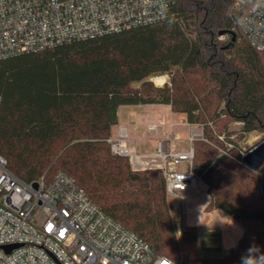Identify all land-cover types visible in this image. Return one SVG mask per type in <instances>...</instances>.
<instances>
[{
	"label": "trees",
	"instance_id": "obj_1",
	"mask_svg": "<svg viewBox=\"0 0 264 264\" xmlns=\"http://www.w3.org/2000/svg\"><path fill=\"white\" fill-rule=\"evenodd\" d=\"M239 18L235 0H174L164 21L0 59V154L8 168L27 182L70 174L108 215L187 264L197 229L177 239L162 169L134 170L108 142L120 106L169 104L203 127L194 168L209 185L206 210L221 208L245 228L218 264H259L264 165L254 178L258 170L242 162L237 143L229 148L219 139L231 135L230 121L241 122L243 133H264V53ZM162 74L170 81L155 85L151 77ZM185 238L184 258L175 248Z\"/></svg>",
	"mask_w": 264,
	"mask_h": 264
},
{
	"label": "built area",
	"instance_id": "obj_2",
	"mask_svg": "<svg viewBox=\"0 0 264 264\" xmlns=\"http://www.w3.org/2000/svg\"><path fill=\"white\" fill-rule=\"evenodd\" d=\"M173 1L0 0V59L164 21ZM235 7L239 28L264 53V0H235ZM176 125L162 133L154 154L143 153L142 140L122 133V126L108 142L112 154L129 157L134 170L161 168L168 197L184 206L202 178L194 168L197 134H189L187 149H178ZM160 126L146 128L158 132ZM154 158L161 159L159 167H153ZM0 264L177 262L108 215L70 174L59 171L51 180L44 174L27 182L0 154Z\"/></svg>",
	"mask_w": 264,
	"mask_h": 264
},
{
	"label": "rangeland",
	"instance_id": "obj_3",
	"mask_svg": "<svg viewBox=\"0 0 264 264\" xmlns=\"http://www.w3.org/2000/svg\"><path fill=\"white\" fill-rule=\"evenodd\" d=\"M226 36H221L220 40H226ZM165 76V82L163 84H158L155 81V77H151V80L153 83L157 86H163L165 83L170 81V74H162ZM162 75H157V76H162ZM135 88H138L141 86V82H135L133 84ZM155 104H160V103H155ZM166 109V110H165ZM180 113H175L173 112L172 108L169 106H164L162 110L158 111L156 121L155 120H150L151 118L144 117L146 118L145 120H150V123H157L162 126V132L167 131L169 129L170 123H177L176 127H174V131L177 136V141H176V147L178 149H187L189 147V142H188V136L191 132H194L197 134V139L202 138L201 134L198 132L199 130H203L202 126L194 125L196 127H192L188 122H186L184 117H180ZM166 118L165 121L163 119ZM149 124V123H148ZM200 127V128H199ZM242 123L241 122H235V121H230L228 123V132L231 133L229 135L228 133H222L219 135V139L225 143V146H228L229 148L234 147V143L230 142V140L234 141L237 143L238 148L243 152L246 153L248 150L252 149L254 146H256L258 143H260L262 140H264V133L259 132V131H253L249 133H243L241 131ZM140 133L137 132L138 135H136V138L139 140H147L150 138L149 135L147 134H142V131H139ZM163 135V134H162ZM203 135V134H202ZM159 140V139H158ZM183 143H182V142ZM143 145V143H142ZM182 145V146H181ZM210 145L220 151L221 153H228L227 149L225 147H220L218 146L215 142H211ZM157 146H158V141H157ZM143 151V149H142ZM143 153H150L147 151H143ZM134 169V168H133ZM261 174L262 172L258 170L257 172L252 173L254 175V178L258 175ZM201 189L207 190L209 188L208 183L202 178L200 181ZM190 200V201H189ZM187 201V220L185 221V226L187 224H190V219L191 217L195 216L197 219V225L199 226L200 233L198 234V240L195 245V249L192 251V255L187 257V264H202V260H207L208 262L206 264H218V260L224 259L227 256H229L234 248H237L236 245L228 246L225 242V233L226 230H221L220 228L217 229V231H212L210 230V227L207 225L205 228H203V222H202V214L201 213H195V210L199 209L202 211L203 205L198 203H193V198L189 199ZM169 205H170V210L172 213L173 221H174V227H175V233L177 239L181 238L182 233L185 229H189V227L184 226V207L180 205L175 199L168 197ZM191 210V211H190ZM181 217V218H180ZM179 224V225H178ZM243 226V225H242ZM244 227V226H243ZM197 229L198 233V228ZM186 242V238L184 240H179V243L177 247L175 248L178 253L185 258V255L183 253V248L184 244ZM179 264V263H178Z\"/></svg>",
	"mask_w": 264,
	"mask_h": 264
},
{
	"label": "crops",
	"instance_id": "obj_4",
	"mask_svg": "<svg viewBox=\"0 0 264 264\" xmlns=\"http://www.w3.org/2000/svg\"><path fill=\"white\" fill-rule=\"evenodd\" d=\"M164 106H169L171 108V105L169 104H131V105H122L119 108L118 111V123L113 126L112 128V134L114 135L118 133L119 127H121V131L124 134H132L134 137H136L137 132L142 131V134H147L150 136L149 139L142 141L143 145L141 144V149L143 151H147L150 153L145 154H154L157 148V141L160 136H162V126L158 129V132L154 130H147V124L150 123V120H157V114L158 111L162 110ZM166 110V109H165ZM180 117H184L186 122V114L180 113ZM151 118L150 120H145L144 117ZM166 118L163 119L165 121ZM189 123V122H188ZM193 128L197 126L191 125ZM200 128V127H199ZM198 132L203 134V130H199ZM141 134V133H140ZM182 142V141H181ZM183 143V142H182ZM182 146V145H181ZM142 151V152H143ZM153 161L156 163L153 167H159L161 164V159L154 158ZM189 197L186 200L184 207V226L185 221L187 220V201L191 198H193V203H200L203 205L202 211L199 209L195 210V213H201L202 214V222H203V228L207 225L210 227V230L217 231L218 228L221 230H226L225 233V242L228 246H234L239 243V240L244 234L245 228L236 221L230 214L225 212L221 208H215L213 210L207 211L206 206L211 200V196L207 190H202L200 182H198L194 187H192L189 191ZM190 201V200H189ZM188 201V202H189ZM191 211V210H190ZM181 218V217H180ZM190 224H187V227H196L198 228V234L201 232L199 229V226L197 225V219L195 216L191 217ZM185 226V227H186Z\"/></svg>",
	"mask_w": 264,
	"mask_h": 264
},
{
	"label": "water",
	"instance_id": "obj_5",
	"mask_svg": "<svg viewBox=\"0 0 264 264\" xmlns=\"http://www.w3.org/2000/svg\"><path fill=\"white\" fill-rule=\"evenodd\" d=\"M224 33H221L223 35ZM242 162L253 170H259L264 165V140L248 150L242 156ZM35 186H37L35 184Z\"/></svg>",
	"mask_w": 264,
	"mask_h": 264
},
{
	"label": "bare ground",
	"instance_id": "obj_6",
	"mask_svg": "<svg viewBox=\"0 0 264 264\" xmlns=\"http://www.w3.org/2000/svg\"><path fill=\"white\" fill-rule=\"evenodd\" d=\"M155 81L158 83V84H163L165 82V76L162 75V76H156L155 78ZM145 166H149L151 164H148V163H143Z\"/></svg>",
	"mask_w": 264,
	"mask_h": 264
},
{
	"label": "clouds",
	"instance_id": "obj_7",
	"mask_svg": "<svg viewBox=\"0 0 264 264\" xmlns=\"http://www.w3.org/2000/svg\"><path fill=\"white\" fill-rule=\"evenodd\" d=\"M250 264H255V261H250Z\"/></svg>",
	"mask_w": 264,
	"mask_h": 264
}]
</instances>
